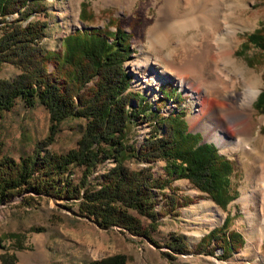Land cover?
Segmentation results:
<instances>
[{"label":"trees","instance_id":"1","mask_svg":"<svg viewBox=\"0 0 264 264\" xmlns=\"http://www.w3.org/2000/svg\"><path fill=\"white\" fill-rule=\"evenodd\" d=\"M43 1L0 0L1 22L17 13L0 34V65L10 63L19 70L12 80L0 79V114L20 98L29 107L42 104L49 121L46 136L30 153L17 159L2 153L0 140V203L22 193L74 199L77 213L97 225L117 226L154 243L150 234L159 216L156 192L163 197L164 212L175 214L183 205L175 195L173 180L186 179L222 208L234 199L236 196L229 192L231 160L220 155L211 142L198 144L200 136L187 130L182 111L161 116L158 107L151 108L141 93L128 90L129 75L122 67L130 51L128 34L116 26L109 32L96 27L78 29L62 38V50L44 49L39 41L45 22L28 19L22 23L34 12L44 13ZM81 6L82 17L83 3ZM150 21L145 22L144 32ZM249 43L264 50V21L247 35L243 45ZM255 107L264 114V91L259 93ZM65 118L85 120L74 147L64 153L47 150ZM138 121L149 123L151 129L136 145L128 136L131 125ZM128 159L146 166L130 169L124 163ZM159 159L164 161L163 174L154 175L151 165ZM106 160L113 165L90 178ZM73 166L81 168L75 182L70 176ZM140 218L147 223L142 224ZM229 225L230 217L226 216L201 237L195 251L212 254L211 242L223 254L240 247L243 238L227 230ZM167 247L174 252L187 251L179 236L172 237ZM125 261V255L115 253L87 264Z\"/></svg>","mask_w":264,"mask_h":264},{"label":"rangeland","instance_id":"2","mask_svg":"<svg viewBox=\"0 0 264 264\" xmlns=\"http://www.w3.org/2000/svg\"><path fill=\"white\" fill-rule=\"evenodd\" d=\"M163 1L44 0V13L34 12L22 23L28 19L44 21V34L39 43L44 49L53 51L62 50V38L75 30L96 27L105 28L109 32L115 26L121 28L128 34L127 43L130 49L122 64L130 79L128 90L141 93L151 108L158 107L161 116L182 111L187 130H194L191 133H198L200 138H205L204 132L194 126L193 119L199 105L176 79L168 77L154 87L151 69L159 73L163 70L167 50H150L156 58L154 63L149 58L147 61L144 55L149 50L148 30L154 24ZM82 3L81 17L79 14ZM234 3L240 9L234 13L235 18L231 17L229 27L235 34L232 50L237 68L228 67V64L219 68L227 75L229 69L230 74L238 79L237 90H243L245 79L258 88L259 95L264 91V50L250 43L247 46L243 43L246 42L247 35L264 21V0H224L228 7ZM16 16L17 13L14 12L6 16L3 22L0 21V34L4 24ZM147 21L150 23L144 32ZM192 34V31H188L185 37ZM225 38L226 41L230 39L229 36ZM201 40L198 37V41ZM18 72V68L10 63L0 65V79L12 80ZM257 97L253 104V117L258 124L253 130V137H258L259 140L252 142L256 146L264 140V114L255 107ZM260 118L262 120L259 122ZM84 123L83 118L63 119L58 124L53 141L45 148L64 153L74 147ZM48 125V113L42 104L36 102L29 107L20 98H15L13 105L0 114L2 153L14 159L30 153L35 144L46 136ZM150 129L147 122H135L131 125L128 137L134 144L139 145ZM208 141L217 148L220 155L232 163L229 192L236 197L224 208L214 203L206 193L198 191L186 179H175L171 185L183 205L175 209V214L172 211L164 212L163 197L156 192L155 210L159 216L156 228L150 234L154 241L152 243L143 236L131 234L117 226L97 225L77 213L74 199L45 195L37 197L34 194L27 196L28 193H22L0 203V264H87L91 260L115 253L125 255V264H264L262 199L258 192L250 201L241 199L243 193L249 194L253 189L248 169L255 154L247 149L250 152V157L247 158L242 156L241 149L220 147L214 141ZM124 163L130 169L146 166L144 162L136 159H128ZM112 165L111 160H106L95 168L90 178L97 177ZM163 165V160H156L151 165L153 174L162 175ZM80 172V167H71L70 176L73 182L79 178ZM164 192H168V189ZM131 213L136 215L133 211ZM226 216L230 217L227 230L239 233L243 238L242 245L229 254H223L212 242L209 244L213 247L212 254L195 251V245L201 237L218 227ZM140 219L142 224L147 223V220ZM174 236L185 241L187 251L174 252L167 247V243Z\"/></svg>","mask_w":264,"mask_h":264},{"label":"bare ground","instance_id":"3","mask_svg":"<svg viewBox=\"0 0 264 264\" xmlns=\"http://www.w3.org/2000/svg\"><path fill=\"white\" fill-rule=\"evenodd\" d=\"M238 9L237 3L228 7L224 0H164L148 30L149 50L144 55L154 63L156 58L150 50H167L163 70L159 73L151 69L154 87L168 77L176 79L197 101L194 126L204 132L207 140L220 147L241 149L247 158V149L254 152L255 159L248 169L253 189L243 193L241 199L250 201L258 192L264 218V140L258 146L252 144L259 140L253 137L258 124L254 122L253 104L259 90L245 79L243 90H237L238 79L229 69L227 75L219 68L223 64L237 68L232 50L235 34L229 22ZM188 31L193 34L185 37ZM225 36L230 39L226 41ZM198 37L202 40L198 41Z\"/></svg>","mask_w":264,"mask_h":264},{"label":"water","instance_id":"4","mask_svg":"<svg viewBox=\"0 0 264 264\" xmlns=\"http://www.w3.org/2000/svg\"><path fill=\"white\" fill-rule=\"evenodd\" d=\"M189 132H194V130H189ZM209 142L207 139L201 137L198 143H206Z\"/></svg>","mask_w":264,"mask_h":264}]
</instances>
